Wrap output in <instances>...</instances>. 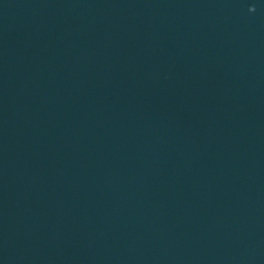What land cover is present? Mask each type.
Returning <instances> with one entry per match:
<instances>
[{"label": "water", "instance_id": "95a60500", "mask_svg": "<svg viewBox=\"0 0 264 264\" xmlns=\"http://www.w3.org/2000/svg\"><path fill=\"white\" fill-rule=\"evenodd\" d=\"M0 264H264V0H0Z\"/></svg>", "mask_w": 264, "mask_h": 264}]
</instances>
